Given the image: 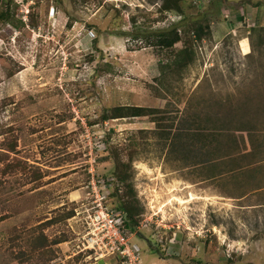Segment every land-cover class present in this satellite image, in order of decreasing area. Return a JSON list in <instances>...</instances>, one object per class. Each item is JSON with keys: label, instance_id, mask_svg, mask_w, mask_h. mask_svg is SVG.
<instances>
[{"label": "rangeland", "instance_id": "rangeland-1", "mask_svg": "<svg viewBox=\"0 0 264 264\" xmlns=\"http://www.w3.org/2000/svg\"><path fill=\"white\" fill-rule=\"evenodd\" d=\"M15 1L24 21L31 10L36 28L26 34L0 23V140L1 130L12 127L17 155L49 173L36 192L23 174L4 178L9 192L0 196V215L7 214L0 220V264H40L39 257L15 258L25 247V230L72 199L77 210L85 208L82 191L90 173L112 169L102 152L109 127L119 145L143 131L132 179L144 208L141 234L129 235L140 248L142 264H264V158L242 172L213 175L210 164L166 155L146 116L87 125V119L116 103L165 107L171 116L185 106L190 113L216 111L217 105L206 101L212 95L224 102L221 112L231 108L229 100L246 119L257 118L264 135V42L250 34L251 26L264 25V0L207 4L203 11L210 16L211 38L198 45L195 63L172 80V92L165 96L149 86L155 84L162 55L151 47L136 48L138 42L125 33L132 29L131 16L149 29L179 21L173 13L158 21L160 0ZM104 62L108 68L98 71ZM107 178L101 184L112 181ZM72 190L80 194L70 199ZM70 226L79 230L76 219L69 218L45 231L52 237ZM53 249L48 264H114L110 257L74 262L60 256V246Z\"/></svg>", "mask_w": 264, "mask_h": 264}, {"label": "trees", "instance_id": "trees-1", "mask_svg": "<svg viewBox=\"0 0 264 264\" xmlns=\"http://www.w3.org/2000/svg\"><path fill=\"white\" fill-rule=\"evenodd\" d=\"M40 0H35L38 4ZM72 5L75 0H69ZM216 0H160L157 11L158 19L162 20L166 14L173 13L180 17L179 21L172 22L171 26L164 29H149L136 23V18L131 16V27L127 35H132L136 40L137 47H151L161 54L158 61V75L154 77L155 84L149 85L157 96H165L172 92V80L181 77L186 70L195 63L197 59V47L211 38L210 16L204 13V7ZM252 5L258 6V2ZM20 4L15 0H0V23L8 25L19 33L23 30L36 28L31 10L28 19L24 21L19 14ZM119 12L118 9H115ZM27 26V28H26ZM95 27L91 25V28ZM264 25L256 24L250 27V34L258 36L259 44L264 42ZM98 32V28L95 27ZM249 34V35H250ZM251 42V36H249ZM97 35L93 38L94 48L97 49ZM180 42L179 48L175 44ZM252 46V44H251ZM91 58H89L90 60ZM108 68L104 62L98 66V71ZM13 74L12 70L8 75ZM196 92V91H195ZM193 92V93H195ZM207 103L217 105L218 110L211 112L196 111L189 112L187 106L171 116L165 107L142 106L136 104H110L102 108L96 118L87 119V125L104 123L106 121L146 116L153 123L150 133L165 149V154H170L175 160H191L201 164H210L209 171L213 175L223 173H239L245 168H250L252 161L264 158V135L257 125L258 119H246V115L239 112V108L230 105L226 112H221L225 107L224 102L214 96L206 99ZM244 101L237 104L243 105ZM257 116V115H256ZM252 120V121H251ZM13 128L7 127L1 130L4 135L0 140V196L9 192L5 185V177L8 175H24L25 183H30L32 189L43 184V178L49 171L42 168L38 163H30L26 157L17 155L18 136L12 133ZM114 131L109 127L105 133L102 152L106 153L107 159L112 164L109 174L95 172V177L101 185L100 179H108L111 175L112 181L103 188L104 204L110 210L118 211L123 215L121 229L127 233H135L139 229L144 208L141 206L134 184L133 162L139 159L143 147L138 134L143 131L139 129L132 132L124 139L122 145L111 139ZM243 134L246 135L249 149L244 144ZM102 176V177H101ZM24 184V183H22ZM76 202L70 205L63 204L54 209V214L25 230L23 233L24 249L15 253V258L30 259L39 257L40 264H48L55 256L53 249L57 244L67 241L73 237V232L60 231L52 237L46 233V228L55 224L65 223L75 214ZM7 217L6 213L0 215V220ZM138 233L141 234L139 230ZM22 234H15L13 238H22ZM149 240V238H147ZM85 258V254L78 253L73 256L77 262ZM37 260V259H36ZM85 261H83L84 263ZM82 264V263H81Z\"/></svg>", "mask_w": 264, "mask_h": 264}, {"label": "built area", "instance_id": "built-area-1", "mask_svg": "<svg viewBox=\"0 0 264 264\" xmlns=\"http://www.w3.org/2000/svg\"><path fill=\"white\" fill-rule=\"evenodd\" d=\"M103 184L90 173L85 191L88 204L82 210L76 207L71 217L79 226V230L69 227L74 234L69 240L71 254L83 253L95 261L110 257L114 264H142L139 246L121 229L123 215L104 204L102 190L107 185Z\"/></svg>", "mask_w": 264, "mask_h": 264}, {"label": "crops", "instance_id": "crops-1", "mask_svg": "<svg viewBox=\"0 0 264 264\" xmlns=\"http://www.w3.org/2000/svg\"><path fill=\"white\" fill-rule=\"evenodd\" d=\"M42 188H44V185L43 186H40V187H38V188H36V189H34L33 190V192H36L37 190H42ZM86 186L84 187V189H83V196H84V192L86 191ZM80 194V191H77V190H72L71 191V193H70V195H69V198L71 199V198H75V196H78ZM72 196V197H71ZM71 203H73V202H76V199L73 201V199L70 201ZM70 203V204H71ZM65 204V203H64ZM51 216V215H50ZM49 216V217H50ZM49 217H46V218H44V219H40V220H38L36 223H38V222H40V221H42V220H45V219H47V218H49ZM36 223H34V224H36ZM70 240V239H69ZM69 240H67V241H64V242H61V243H59V244H57L56 246L58 247V246H60L61 247V250H62V253H60V256H62V257H64V258H66V257H73V255L71 254V251H70V243H69ZM65 251H68V252H70V254L69 253H66Z\"/></svg>", "mask_w": 264, "mask_h": 264}]
</instances>
